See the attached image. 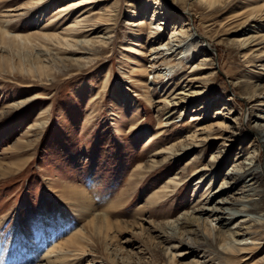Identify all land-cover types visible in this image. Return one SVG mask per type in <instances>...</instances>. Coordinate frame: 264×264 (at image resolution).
Segmentation results:
<instances>
[{
	"label": "rangeland",
	"instance_id": "rangeland-1",
	"mask_svg": "<svg viewBox=\"0 0 264 264\" xmlns=\"http://www.w3.org/2000/svg\"><path fill=\"white\" fill-rule=\"evenodd\" d=\"M0 27L35 40L0 44L5 264H16L14 252L27 257L18 264H264V223L252 232L253 214L236 210L240 199L264 198V0H0ZM42 33L61 34L72 46ZM186 34L192 53L165 49L169 37L176 44ZM36 64L52 70H20ZM254 88L260 91L250 102ZM168 111L173 119L165 122ZM193 134L199 142L180 155L163 162L165 154L155 155ZM252 165L249 176L231 172ZM196 168L205 170L192 176ZM173 177L187 183L148 204ZM223 183L229 188L218 193ZM72 187L97 204L94 214L109 210L110 220H139L144 229L128 225L118 242L89 243L85 253L57 251L85 223L70 207ZM225 197L239 199L219 213L238 230L233 238L198 247L164 240L176 229L160 223ZM26 244L36 245L30 256ZM230 246L248 248L247 255L229 259Z\"/></svg>",
	"mask_w": 264,
	"mask_h": 264
},
{
	"label": "bare ground",
	"instance_id": "bare-ground-1",
	"mask_svg": "<svg viewBox=\"0 0 264 264\" xmlns=\"http://www.w3.org/2000/svg\"><path fill=\"white\" fill-rule=\"evenodd\" d=\"M36 3V1L34 2ZM73 6V3H68L66 6V9L71 8ZM132 22L131 24H133ZM80 24V20H75L74 26ZM126 24H130L129 21ZM73 30L71 27L68 30ZM191 34H186L185 37L179 38L177 43L174 44L173 40L171 37L167 39V42L165 43L166 45V50L175 52L177 50V54H180V56H184L186 53H192L193 50V45L192 42H190L189 37ZM40 37H43V39H46L48 41H53L57 45H62L66 47L72 46V43H69V39H67L65 36H62L61 34H55V33H42L40 34ZM7 43H13V45L18 46H27V44H33L35 43L34 37L32 34H26V35H19V34H13L11 35L9 31L6 29V27H0V44L3 46L6 45ZM35 45V44H33ZM40 45V44H39ZM9 46V45H8ZM1 61V60H0ZM172 63L171 60L164 62V65H169ZM205 64V60L200 61L197 63L196 66H201ZM22 65V64H21ZM7 66L10 70L17 69L11 61H7ZM151 66L155 67V62L151 64ZM52 65H43V64H36V65H29L28 67L22 66L20 69L21 71H25L26 73H33L35 70L39 73V75H45L46 73L48 74L49 71L52 70ZM46 74V75H47ZM105 83H107L105 81ZM259 90V88H254L252 93H248V99L250 102L254 101V95L256 94V91ZM260 91V90H259ZM43 112H41L42 114ZM169 113V111H168ZM173 113H169L168 117H166L165 122H168L170 119H173L172 117ZM43 122H39L38 124L35 125V127L40 128L42 126ZM209 130V129H207ZM206 131V130H205ZM207 132V131H206ZM257 133L260 134L262 133V130H259L257 128ZM160 134V133H159ZM207 134H209L207 132ZM207 134L203 135V138L207 136ZM205 136V137H204ZM197 137L196 134L191 135V140L187 143H179L177 148L174 147H168L165 150L160 149L159 152L155 153V155L158 154H165L166 156L163 158V161H166V158L169 159L171 157H176L180 155V153H183L184 150H187L188 148H192L193 146H196L195 144L199 141H195V138ZM218 138V137H217ZM26 148V147H24ZM156 166V161H151V164L147 166L148 169H153ZM257 167L255 165L249 166L248 168H244L242 170H236L233 169L231 172L235 173L238 177L242 176H249L253 174L252 172L249 171V169ZM145 168V167H144ZM143 170V167L141 165L137 166L136 169H134V172L139 173L138 171ZM202 170H205V168H196L193 175L202 172ZM190 180V179H189ZM251 181V180H250ZM187 183V181H183L178 178H169L164 182V184L158 188L157 190H154L147 198L149 201L148 204H153L156 202H159L160 199H162L166 193H172L174 190L179 187L182 184ZM228 184L223 183L221 185L220 190L218 193H221L225 190H228ZM264 190V189H263ZM258 191H260L258 189ZM85 195V197H84ZM69 196L72 198L70 202V207L72 210L77 211L76 215L81 218L84 217L85 223L81 228H79L77 231H73L69 238L61 244L59 247H57V251H63L67 249H73L76 250L77 252H86V248L89 246V243L92 244H98L102 243L103 241H110V242H115L119 241L118 239V234H120L122 231L130 225L129 229L134 228V227H139L141 230H143L142 223L139 222V220H135L129 223H122L119 221H112L108 217L110 214V211L107 210L105 213H102L100 215L94 214L95 208H97V204H92L91 201H89L86 192L83 188L81 189H76L75 187H72L69 191ZM122 198V197H121ZM205 199V202H210L212 199L208 198V196H205L202 198V200ZM238 198H220L219 200L216 201L214 206H205L200 205L201 201L193 206L190 211L183 213L181 217L177 218L173 222H164L160 223L161 226H165L166 228L171 227V224L174 225V229H176V234L164 237V240H175L176 243L178 244H185V245H191L193 247H198L199 245L205 244L207 246H212V241L216 242H227L231 238L235 236L238 230L232 229L231 227L228 226L229 224V219H226L222 216H220L219 213H222L225 209H233L229 205H234L237 204ZM122 202V201H121ZM241 205V208H236L238 212H246L247 215H252L251 222L253 224L247 225V229L252 230V232H256L257 229L261 226L258 225L261 223H264V198L261 197L259 201H254L251 199H246V200H241L238 203ZM235 210V209H234ZM236 211V212H237ZM236 212H231L228 214H235ZM87 214V216L85 215ZM234 219V216L230 217ZM214 219H219V225L213 223ZM225 219V220H224ZM218 223V222H217ZM156 224V223H151V227L153 229L160 228L161 226ZM115 232V233H114ZM114 235H113V234ZM45 240L41 239L38 241V244L41 246L44 245ZM127 242V241H126ZM103 244V243H102ZM102 246V245H101ZM25 249V250H24ZM230 249V254H228V258L232 259L239 254H245L248 248L242 247L240 248V252L237 253V250L234 249L232 246L229 247ZM23 252L26 253L27 255H31L33 251L36 250V245L35 244H26L23 247ZM41 251H43L41 249ZM190 253L192 251H182L181 253ZM49 252H46L45 255H48ZM13 258L10 259L12 263H22L27 260V257L25 258H17V253L14 252ZM26 255V256H27ZM247 255V254H245ZM172 256V255H171ZM174 256V255H173ZM172 259V258H171ZM8 260V259H7ZM156 260V259H155ZM6 261H3L0 258V264H5ZM170 262V261H169ZM172 262V261H171ZM171 264H174L171 263Z\"/></svg>",
	"mask_w": 264,
	"mask_h": 264
}]
</instances>
